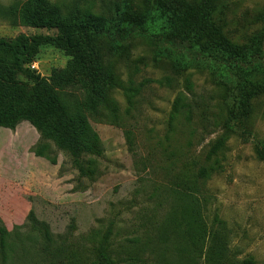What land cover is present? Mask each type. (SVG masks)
<instances>
[{"label":"trees","instance_id":"1","mask_svg":"<svg viewBox=\"0 0 264 264\" xmlns=\"http://www.w3.org/2000/svg\"><path fill=\"white\" fill-rule=\"evenodd\" d=\"M98 1L89 3L94 6ZM229 1H109L107 10L101 13L77 5L63 13L49 0L0 7V19L12 27L52 32L0 38V63L34 90L31 98L8 102L0 110V129L13 131L28 123L40 137L33 150L35 157L55 165L49 148L52 144L70 158L81 178L96 176L95 158L103 153L89 119L124 127L118 104L111 97L116 88L124 89L122 82L105 73L103 83L97 84L91 78V55L112 53L118 60H128L131 42L146 39L158 46L156 56L168 63L169 76L157 83L167 88L182 83L184 92L175 97L164 137L157 144L160 162L154 169L160 180L152 183L148 196L154 214L139 228V236L125 239L118 252L110 228L102 235H90L89 240L95 244L90 264H148L158 259L163 264H255L252 258L235 260L224 223L215 217L210 228L205 219V184L223 169L229 135L251 142L256 159L264 162V143L256 140L252 126L254 106L264 99V14L257 18L263 25L261 33L252 34L244 43L234 42L225 31L224 11ZM45 47L61 51L70 60L69 67L81 75L77 82L81 98L73 107L29 68ZM190 70L206 72L213 84L225 92L224 113L196 97L194 84L186 76ZM142 88L131 85L127 90L130 105ZM124 134L131 145V133ZM215 134V139L195 153L196 143ZM27 221L31 233L52 246L48 226L32 213ZM12 234L0 221L3 259L13 251Z\"/></svg>","mask_w":264,"mask_h":264},{"label":"rangeland","instance_id":"2","mask_svg":"<svg viewBox=\"0 0 264 264\" xmlns=\"http://www.w3.org/2000/svg\"><path fill=\"white\" fill-rule=\"evenodd\" d=\"M26 1L0 0V7L22 6ZM49 1L63 13L75 5L101 13L107 10L109 1L121 0H99L94 6L90 0ZM226 7L225 31L234 42L244 43L252 34L262 32L263 25L257 18L264 14V0H230ZM51 34L24 26L12 27L0 19V38ZM156 52L158 46L152 41L136 38L131 42L128 60H118L112 53L90 56L91 78L97 84H102L104 74L109 73L124 88H116L111 94L123 116V128L89 119L103 148L101 157L95 158V177H79L70 158L52 144L49 148L55 165L35 157L33 150L40 137L28 123L13 131L0 129V221L13 233L14 245L5 259L0 255V264H90L95 246L90 235H102L110 228L116 252L125 239L139 236V228L154 214L148 196L152 183L160 180L154 169L160 162L157 144L164 137L175 97L184 92L181 81L174 88L157 83L170 72L168 63ZM36 59L30 70L46 79L73 107L81 98L77 85L81 75L69 67L70 60L51 47L42 48ZM186 76L194 84L196 97L225 112V92L213 84L206 72L190 70ZM131 85L143 86L132 105L127 91ZM33 93L29 82L0 63V110L8 102L31 98ZM252 126L256 140L264 143V99L254 106ZM125 131L131 133V145ZM215 137L216 134L200 144L194 141L198 145L195 153ZM225 149L222 171L205 184L206 222L210 228L215 217L224 223L235 260L252 258L255 264H264V162L256 159L251 142L235 135H229ZM30 213L48 226L52 246L31 233L27 221ZM150 262L163 264L160 259Z\"/></svg>","mask_w":264,"mask_h":264}]
</instances>
